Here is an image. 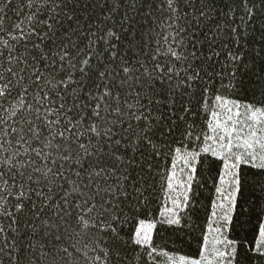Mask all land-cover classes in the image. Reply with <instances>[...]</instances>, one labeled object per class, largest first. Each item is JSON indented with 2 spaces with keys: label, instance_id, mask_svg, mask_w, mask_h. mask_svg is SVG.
Wrapping results in <instances>:
<instances>
[{
  "label": "trees",
  "instance_id": "1",
  "mask_svg": "<svg viewBox=\"0 0 264 264\" xmlns=\"http://www.w3.org/2000/svg\"><path fill=\"white\" fill-rule=\"evenodd\" d=\"M29 2L13 0V4L5 6L6 0H0V7H4L0 18L4 21L5 35L21 20L28 28L37 25L34 30L38 35L47 30L46 17L50 14L47 4L38 7L32 3V7H26ZM61 7L63 27L61 35L54 34V38L66 42L68 55L76 63L87 56L93 57V71H100L98 65L106 60L110 61L107 71L120 69L132 58L129 66L133 68V78L129 87L140 95L139 99L135 95L129 97V102L136 104L137 109L145 103L151 108H144L145 120L130 126L125 123L127 132L117 126L111 137H81L87 150L71 153V160L65 165V173L73 180L78 178L76 172L80 173V179L92 174L93 185L99 187L84 191L97 193L98 205L108 202L109 213L100 209L103 220L99 216L86 217L89 227L85 230L74 222L67 232L45 229L42 221L48 219L51 223V217L62 211L56 207L61 202L60 193L54 190L52 198L44 201L48 207L43 212L33 214L29 210L22 216L18 214L13 229H9L10 221L3 222L7 230L4 243L10 247L0 251V264H13L14 260L18 264H175L179 257L198 259L218 202L223 162L210 155H199L192 164L194 173L187 167L186 174H176L175 187L189 174L191 186L182 193L181 207L174 219H164L167 186L172 183L173 165L177 162L175 152L177 149L196 152L203 147L201 140L207 132L209 106L214 107L216 96L264 110V0H174L173 8L169 7V0H64ZM249 11L254 15L250 17ZM69 16L71 20L66 19ZM108 32L115 35L108 37ZM34 43L44 45L38 36L31 38L27 47L17 44L18 54L26 63L33 59L30 53L36 51L32 47ZM169 49H175L184 58L177 62L162 54ZM3 52L6 64L9 51L3 49ZM112 55L116 56L115 60L111 59ZM233 56L240 59L233 63L230 58ZM157 64L165 70L174 66L184 80L192 78L187 89L182 87L173 93L175 101L172 97L164 98L159 83L151 76H141L145 72L160 75ZM55 71L45 69L41 81ZM169 79L175 85L178 78ZM108 83V78L97 81V84ZM27 84L30 89L35 88L30 81ZM186 108L189 111L185 112ZM122 110L131 119L127 105ZM142 126H149L148 130L144 131ZM89 161H96V166L90 167ZM239 179L240 191L236 193L232 224L228 225L226 235L241 242L252 241L257 227L264 222V171L242 166ZM223 188L225 194L230 190ZM32 196L35 207L40 209L42 201L35 194ZM8 203L11 206L15 201ZM69 211L71 214L65 213V218L71 221L78 210ZM111 216L118 221L110 219ZM97 223L101 227L117 224L122 241L119 250L112 247L108 232L91 226ZM141 223L154 225L143 248L130 244ZM57 232L60 238L53 247ZM63 248L68 252L60 251ZM41 252L50 254L42 259ZM243 253L241 249L239 264H264Z\"/></svg>",
  "mask_w": 264,
  "mask_h": 264
},
{
  "label": "snow or ice",
  "instance_id": "2",
  "mask_svg": "<svg viewBox=\"0 0 264 264\" xmlns=\"http://www.w3.org/2000/svg\"><path fill=\"white\" fill-rule=\"evenodd\" d=\"M32 3L38 7L46 3L50 9L45 23L47 30L42 34L38 35L34 30L37 25L28 28L26 22L21 20L15 22L5 35L4 21L0 18V251L10 247L4 243L7 230L3 222L10 221L9 229H13L18 223V214L22 216L29 210L33 214L43 212V209L48 207L44 201L52 198L54 190L60 193L61 202L56 207L62 211L51 217V223L48 219L42 221L45 229H62L67 232L74 222L81 230H85L89 227L86 217L99 216L102 221L100 209L103 208L105 213H109L111 208L108 202H101L99 205L95 202L97 193L84 191L86 188L99 187L93 185L92 174L89 173L86 179H80V173L76 172L78 178L73 180L70 174L65 173V165L71 160V153L77 149L87 150L81 137H111L117 126L127 132L129 128L125 127V123L130 126L135 121L145 120L144 108H151V105L145 103L143 108L137 109L136 104L129 102V97L135 95L139 99L140 95L139 92L133 93L129 87L133 78V68L129 66L132 58H128V63L120 69L113 68L111 71H107L110 64L108 60L98 65L100 71H93L92 64L95 60L91 56L76 63L67 53L66 42L54 38V34L56 37L61 35L60 28L63 25L60 23V14L63 12L61 5L64 0H30L26 7H32ZM11 4L13 0H6L5 6ZM173 4L174 0H169L170 8H173ZM57 8L60 12L56 11ZM3 12L4 7H0V13ZM253 15L254 13L249 11V16ZM31 19L30 17L29 22ZM66 19L72 18L69 16ZM235 31L236 29H233V32ZM114 35L112 32L107 33L108 37ZM37 36L39 40L44 41V45L42 47L40 43H34L32 47L36 51L30 53L33 59L26 63L18 54L17 44L27 47L31 38ZM101 39H105L104 36H101ZM3 49L9 51L6 64ZM162 54L170 55L177 62L184 58L175 49H169ZM230 58L233 63L240 59L239 56ZM111 59L115 60L116 56L112 55ZM47 68L56 71L42 82L40 77L45 76ZM156 69L160 75L145 72L141 73V76H151L152 80L157 81L165 99L172 97L175 101L173 93L182 87L187 89L190 86L189 81L192 78L184 80L181 71L175 70L174 66L165 70L157 64ZM170 76L178 78L175 85L169 79ZM105 78H108L110 83L97 84V81ZM27 81L35 88L30 89ZM170 86L172 91H169ZM33 91L35 95L32 94ZM214 101L215 107L209 106L211 117L203 140L201 137H195L201 140L203 147L196 152L177 149L175 157L192 173L195 172L192 164L199 155H210L222 161L224 174L219 183L230 190L225 194L224 188H218L217 195L223 196L227 206L219 204L218 207L223 211L219 215L215 211L212 213L213 220L209 221L210 227L203 236L199 259L180 258L179 264H239L241 249L244 250V256H250L255 261H264V222L257 227L252 241L241 242L229 239L226 235L227 225L232 224L236 193L240 191L239 169L245 166L264 171V110L241 105L221 96H216ZM123 105H127V111L132 114L131 119L122 110ZM187 111L189 110L186 108L185 112ZM142 127L147 131L149 126ZM191 135L188 133V136ZM96 164V161H89L90 167ZM173 168L175 169V164ZM101 170L103 171V168ZM171 179H175V176ZM191 180L192 176H187L178 186L190 188ZM167 187L172 191V183ZM32 194L42 201L40 209L35 207ZM74 196L70 202V198ZM184 199L187 200V196H184ZM9 200L15 203L9 206ZM177 207L181 206L178 204ZM72 208L78 211L69 221L65 218V213L70 215L69 210ZM36 218L39 219V215ZM110 219L118 221L115 216ZM91 226L98 228L100 232H108L112 247L118 250L121 248V235L116 223L111 226L105 224L103 227L99 223ZM152 227L154 225L141 223L130 244L146 247L149 241L146 229ZM59 238L57 232L53 247ZM60 251L67 253L68 249L63 248ZM49 254L41 252V258L46 259ZM13 264H18V261L14 260Z\"/></svg>",
  "mask_w": 264,
  "mask_h": 264
},
{
  "label": "rangeland",
  "instance_id": "3",
  "mask_svg": "<svg viewBox=\"0 0 264 264\" xmlns=\"http://www.w3.org/2000/svg\"><path fill=\"white\" fill-rule=\"evenodd\" d=\"M187 173V167L183 165L182 162H176L175 164V169H174V175H172L171 177L175 176L176 174H186ZM172 185H173V179H172ZM221 188H223V185L221 186ZM184 188H181L179 186H174L173 185V189L172 191H167L168 193V198L166 199V206H165V212H163L162 217L164 219H174L175 215H176V211L179 207H177V205L179 204V199L183 193ZM181 200V199H180ZM219 204H225V206H227V202L224 200V198H222V196L218 197V202L216 204L215 207V212H217V215H219L223 210L220 209L218 206ZM213 220V216L212 219ZM145 225H150L148 223H143ZM212 227H214L215 225H211ZM210 227V224H209ZM208 227V228H209ZM228 227V225H227ZM148 231V237H150L151 235V229H146ZM179 258H185V257H179ZM187 260H192L189 258H185ZM199 259V258H198ZM197 260V259H196ZM175 264H179V261Z\"/></svg>",
  "mask_w": 264,
  "mask_h": 264
}]
</instances>
